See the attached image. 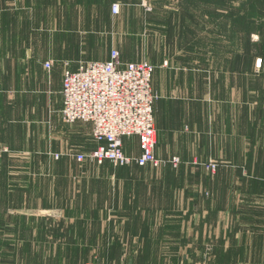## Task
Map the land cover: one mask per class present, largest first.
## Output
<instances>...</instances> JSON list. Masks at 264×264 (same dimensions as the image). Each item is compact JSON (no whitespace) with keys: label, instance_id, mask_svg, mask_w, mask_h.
Returning <instances> with one entry per match:
<instances>
[{"label":"rangeland","instance_id":"obj_1","mask_svg":"<svg viewBox=\"0 0 264 264\" xmlns=\"http://www.w3.org/2000/svg\"><path fill=\"white\" fill-rule=\"evenodd\" d=\"M125 18L127 28L93 32L118 38L128 53L142 54L149 44L157 56L161 46L168 67L189 64L183 60L188 56L196 76L207 73L208 60L217 72H247L249 82L264 69V0H135ZM218 95L216 132L201 127L207 123L203 113L194 119L197 130L185 129L190 143H181L178 167L165 163L169 158L159 167L85 159L68 178L64 161L6 152L0 161V264H207V231L180 214L161 216L143 205L175 198L201 204L214 193L247 200L246 221H257L264 257V103L250 93L242 105L246 115L241 119L232 106L229 118L228 105L240 95L228 105L222 90ZM128 141L132 146L135 137ZM41 165L60 174L50 185L55 197L39 200L42 180L34 171ZM22 230L28 235L16 237Z\"/></svg>","mask_w":264,"mask_h":264},{"label":"crops","instance_id":"obj_2","mask_svg":"<svg viewBox=\"0 0 264 264\" xmlns=\"http://www.w3.org/2000/svg\"><path fill=\"white\" fill-rule=\"evenodd\" d=\"M115 3L120 5L116 14L112 10ZM134 5L135 0H0V144L10 149L7 154H31L64 161L68 165L64 174L73 178L78 171L76 164L80 162L77 154H87L99 143L93 137L91 123L63 120L64 71L66 67L76 70L88 61L109 60L112 49L120 51L123 61L146 59L155 66L152 77V87L158 95L154 105L155 153L161 159L180 157L176 154L184 147L181 143H190L185 129L189 126L196 129L193 121L202 113L207 123L201 127L216 132L213 118L218 91L222 90L227 105L234 94L240 95L238 103L228 105L225 116L229 118H232L229 111L232 106L240 109L241 119L246 115L247 107L242 105L248 104L249 96L253 97L250 93L256 95V103H264V69H258L256 78H250V83L247 72L225 68L217 72L216 64L210 65L208 60L207 73L202 71L196 76L188 56L184 55L183 60L189 64L168 67L161 46L157 48V56L149 50V44L143 55L139 51L128 53L118 38L105 39L103 33L93 32L127 28L125 13ZM47 62L52 63L50 68L46 67ZM201 76L203 82L198 81L196 85L195 80ZM224 130L226 136L230 129L225 126ZM134 137L132 146L128 143L132 137L125 138L124 147L127 153L138 155L133 154L137 150L140 154L139 139ZM56 153L60 154L58 159L54 157ZM34 172L42 180L41 186L36 188L40 191L37 199L55 197L50 185L60 172L42 165ZM198 202L175 198L143 206L149 208L150 213L154 211L161 216L180 214L198 223V230L207 231V264H258V259L259 264L263 263L262 234L257 231L256 220L246 221V199L214 193L201 200V204ZM25 204L20 205H42ZM33 234L30 231V235ZM23 235L28 234L25 231L15 234L16 237ZM30 246L33 247V243Z\"/></svg>","mask_w":264,"mask_h":264},{"label":"built area","instance_id":"obj_3","mask_svg":"<svg viewBox=\"0 0 264 264\" xmlns=\"http://www.w3.org/2000/svg\"><path fill=\"white\" fill-rule=\"evenodd\" d=\"M113 13L120 5L113 4ZM51 62L46 67H51ZM262 65L259 59L258 66ZM154 65L146 59L123 61L118 49H112L109 60L81 63L76 70L66 67L63 76V107L61 114L68 123L89 122L99 146L93 151L77 154L82 162L90 159L98 164L110 161L115 166L151 165L159 167L164 160L157 157V130L154 105L158 95L152 87ZM136 136L140 154L126 152L124 140ZM8 149L0 144V161ZM60 154H54L58 159ZM174 167L179 156L165 161ZM215 168L214 165H211ZM85 264H95L86 262Z\"/></svg>","mask_w":264,"mask_h":264}]
</instances>
